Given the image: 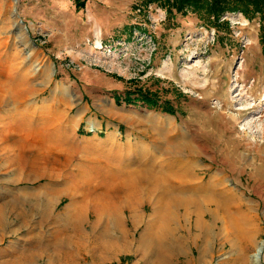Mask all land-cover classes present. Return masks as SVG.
Here are the masks:
<instances>
[{"label":"rangeland","instance_id":"374dc122","mask_svg":"<svg viewBox=\"0 0 264 264\" xmlns=\"http://www.w3.org/2000/svg\"><path fill=\"white\" fill-rule=\"evenodd\" d=\"M259 30L238 11L0 0V264H251L261 243L264 264ZM137 88L177 113L115 102ZM137 168L166 172L181 202L143 186L139 221L120 193L107 211L106 185Z\"/></svg>","mask_w":264,"mask_h":264},{"label":"trees","instance_id":"16d2710c","mask_svg":"<svg viewBox=\"0 0 264 264\" xmlns=\"http://www.w3.org/2000/svg\"><path fill=\"white\" fill-rule=\"evenodd\" d=\"M86 0H75L77 9L84 7ZM143 8L149 4H159L165 9L168 16L175 14L184 15L187 10L196 13L200 20L218 21L225 13L240 12L245 17L253 19L259 17L260 32L259 42L264 54V0H140ZM113 98L117 104H140L149 108H161L163 112L174 115L176 109L167 101L159 103V98L153 92L137 88L126 90L123 94L115 93Z\"/></svg>","mask_w":264,"mask_h":264},{"label":"bare ground","instance_id":"6f19581e","mask_svg":"<svg viewBox=\"0 0 264 264\" xmlns=\"http://www.w3.org/2000/svg\"><path fill=\"white\" fill-rule=\"evenodd\" d=\"M24 80V79H23ZM25 82V81H24ZM2 87H4L3 85H1V83H0V88H2ZM2 100H3V98L1 97L0 98V103L2 102ZM90 123H91V121H90ZM89 125V124H88ZM89 127H90V129H94L93 127V125L92 124H90L89 125ZM160 164V163H159ZM129 166V165H128ZM128 166H126V167H128ZM97 167V166H96ZM106 167V166H105ZM120 167V166H119ZM133 169V168H132ZM108 170H111V169H108ZM122 170V169H121ZM136 170V171H135ZM134 171H133V173H131V174H128V175H124V174H126V173H124L123 174V171H120V173L121 174H123V178L122 177H120L122 180L121 181H119L117 184H115V185H110L109 186V184H108V186L106 185V187H105V189H104V193H102L101 194V200H102V205L104 206V208H106V210L108 211H112V212H110L111 214L113 213V214H117V211H118V207H119V205L118 204H113V202H111V197L113 196V194H121L119 197L120 198H123V200H122V202H123V205H124V207L127 209V210H129L130 212H131V214H132V218H133V221H135V222H137V221H139V218H140V215H139V213H138V210H137V207H138V200H139V197H140V195L142 194L141 192V190L146 186V187H151L152 189H155V190H158L159 191V189H160V194H161V197H163V196H165V197H169V202L170 203H173V204H178L179 202H181V198L179 199L178 197H179V193H177V194H175V193H172L171 191H169V188H168V186H166V182H167V180H166V174L165 173H163V172H155L154 170H151V169H146V168H141V169H139L138 170V168L137 169H135ZM167 171V170H166ZM119 172V171H118ZM125 172H127V169H126V171ZM106 173V172H105ZM171 173V176H175V174H174V172L173 171H171L170 172ZM106 175V174H105ZM169 175V174H168ZM178 175V174H177ZM125 176V177H124ZM172 178V177H171ZM179 178V177H178ZM94 180V179H93ZM96 181V180H95ZM108 181V179L105 181V182H107ZM179 182H180V180H178ZM98 182H99V180H98ZM108 183V182H107ZM180 183H182V181L180 182ZM180 183H178V184H180ZM185 183V182H184ZM94 185H96L95 187H97V184H95L94 183ZM104 185V184H103ZM112 186H114V187H116V189H114V190H112L113 189V187ZM144 186V187H143ZM102 187V186H101ZM96 189H98V188H96ZM152 189H150L151 191H152ZM141 191V192H140ZM154 191V190H153ZM179 192V191H178ZM144 193V192H143ZM181 193V192H180ZM159 194V195H160ZM116 196H118V195H116ZM141 196H143V195H141ZM180 196H181V194H180ZM159 197V196H158ZM182 198L183 197H185L186 198V196H181ZM160 198V197H159ZM220 198V197H219ZM227 198V197H226ZM225 198V200H227ZM70 199V198H69ZM161 199V198H160ZM188 199V198H187ZM230 199V198H229ZM159 200V199H158ZM166 200V199H165ZM213 200V199H212ZM219 200V199H218ZM167 201V202H168ZM230 201V200H229ZM121 201H120V203H122ZM166 202V203H167ZM211 202H213V201H211ZM227 202V201H226ZM70 203V202H69ZM71 203H72V201H71ZM70 203V204H71ZM162 203V202H161ZM185 203V202H184ZM164 204V203H163ZM186 204V203H185ZM212 204H214V203H212ZM216 204L221 208H223V206H226V203L223 201V200H221V201H216ZM227 204H229V203H227ZM160 205V204H159ZM165 205V204H164ZM163 205V206H164ZM168 205V204H167ZM166 205V206H167ZM180 205V204H179ZM71 206V205H70ZM69 206V207H70ZM170 206H171V204H170ZM181 206H183V205H181ZM231 206V205H230ZM68 207V205H67V208H69ZM78 207V206H77ZM76 207V208H77ZM160 207H162V205L160 206ZM219 207H218V209H219ZM154 208H156V206L154 207ZM158 208V207H157ZM178 208V207H177ZM222 208H221V210H222ZM72 209V208H71ZM80 209V208H79ZM120 209V208H119ZM225 209V211H226V209L227 208H224ZM78 210V209H77ZM155 210V212H154V214H155V216L156 217H154V218H156V220H158L159 222H164V220H166L165 218H163L162 217V215H161V213L162 212H160L161 210H159V209H154ZM72 212H70V210L69 211H67V212H69V213H74V212H77V211H74V210H71ZM159 211V212H158ZM169 211V210H168ZM167 211V212H168ZM67 212H65L66 213V215H69V213L67 214ZM78 212H81V211H79L78 210ZM224 212V211H223ZM226 213H227V211H226ZM76 216H77V214L76 213H74ZM80 214H82V212L80 213ZM79 214V215H80ZM153 214V213H152ZM154 214L152 215V216H154ZM163 214V213H162ZM223 214H225V213H223ZM229 214V213H228ZM227 214V215H228ZM108 215V214H107ZM65 216V215H64ZM70 216V218H71V215H69ZM109 216V215H108ZM224 216H226V215H224ZM224 216H223V218H224ZM118 217H119V215H118ZM229 217V219H231L232 220V217L230 218V216H228ZM65 218V217H64ZM69 218V219H70ZM74 218H75V216H74ZM77 218V217H76ZM116 218V217H115ZM72 219V218H71ZM226 219H227V216H226ZM65 220H67L66 218H65ZM72 220H74L75 221V219H72ZM71 220V221H72ZM120 220V219H119ZM151 220H153V218L151 219ZM156 220L154 221V222H156ZM228 220V219H227ZM77 221V220H76ZM80 221V220H79ZM115 221V220H114ZM82 221H80V223H81ZM120 222V221H119ZM72 223V222H71ZM74 223V222H73ZM115 223V222H114ZM117 223V222H116ZM77 224H79L78 222H77ZM82 224V223H81ZM152 224V223H151ZM153 224H155V223H153ZM74 225H75V223H74ZM80 225V224H79ZM160 225V224H159ZM78 226V225H77ZM117 226V225H116ZM162 226H163V228L165 227L163 224H162ZM161 226V227H162ZM71 227H73V226H71ZM151 227V226H150ZM154 227V226H153ZM201 227V226H200ZM203 227V226H202ZM225 227V226H224ZM148 228V227H147ZM77 229V228H76ZM149 229V228H148ZM148 229H147V231H148ZM154 229V228H153ZM152 229V230H153ZM166 229V228H165ZM226 229V228H225ZM151 230V229H150ZM155 230H153V232H154ZM227 231V230H226ZM149 232H151V231H149ZM153 232H152V235H153ZM159 233V232H158ZM230 233V232H229ZM150 234V233H149ZM245 234H247V236H244V238H245V240H248L249 239V236H248V233H245ZM151 236V235H150ZM158 236V235H157ZM162 236V235H161ZM154 237V236H153ZM159 237V236H158ZM157 237V238H158ZM162 239V238H161ZM160 239V240H161ZM142 240V239H141ZM155 240H156V238H155ZM158 241V240H157ZM150 242V241H149ZM150 244V243H149ZM148 244V245H149ZM143 245V244H142ZM141 245V246H142ZM175 245V244H174ZM259 246L260 245H258L257 247H256V251H255V253L253 254V255H251V261H252V263L253 264H258V261H259V259H258V257H257V251L259 250ZM173 247V246H172ZM174 250V249H173ZM158 254V256H159V252L157 253ZM161 255V254H160ZM157 256V255H156ZM171 258V257H170ZM169 258V259H170ZM159 260H158V262H159V264H167V262H168V260L169 259H167V258H165V257H159L158 258ZM157 261V260H156ZM157 262V263H158ZM251 263V264H252Z\"/></svg>","mask_w":264,"mask_h":264},{"label":"water","instance_id":"95a60500","mask_svg":"<svg viewBox=\"0 0 264 264\" xmlns=\"http://www.w3.org/2000/svg\"><path fill=\"white\" fill-rule=\"evenodd\" d=\"M262 249H263V243L260 244L259 250L257 251V257H258V259L260 258V254L262 252Z\"/></svg>","mask_w":264,"mask_h":264}]
</instances>
